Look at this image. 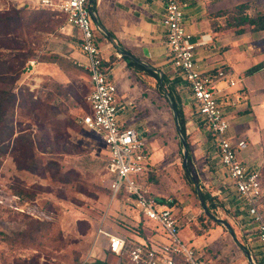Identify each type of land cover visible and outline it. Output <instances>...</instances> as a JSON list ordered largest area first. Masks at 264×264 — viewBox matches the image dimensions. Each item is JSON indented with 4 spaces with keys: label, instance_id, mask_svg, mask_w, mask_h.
I'll return each mask as SVG.
<instances>
[{
    "label": "rangeland",
    "instance_id": "obj_1",
    "mask_svg": "<svg viewBox=\"0 0 264 264\" xmlns=\"http://www.w3.org/2000/svg\"><path fill=\"white\" fill-rule=\"evenodd\" d=\"M241 4H248L247 14L250 16L264 14V0H229L221 12H229ZM11 9L25 11L27 23L42 14V9L31 0H0V12ZM57 13L54 17L57 25L52 31H36L34 26L24 31L33 56L26 64L16 91L21 90V98L39 99L57 107L60 112L57 122L61 126L63 122H68L69 128L65 133L69 135L67 148L71 149L70 152L45 153L41 158L44 163L55 159L60 170L69 172L71 181L62 184L50 173L41 177L19 171L11 157L3 159L0 168V264H82L89 259L107 260L109 264H128L127 259L109 254L107 240L97 237L103 219L106 217L105 226L112 233L131 243L141 240V236H146V239L151 237L152 230L156 228L152 224L142 223L138 211L126 197L119 194L111 202L108 151L96 134L81 125V118L88 113L86 98L90 93V82L76 57L81 51L80 34L68 25L64 15ZM226 20V17H221L223 26ZM216 22L218 24L219 21ZM240 39L245 50L264 57V32L252 36L246 34ZM99 41L100 45L101 42L110 44L101 35ZM109 50L118 55L111 44ZM53 54L62 60L57 63L43 60ZM172 69L166 70V76L171 81L176 76ZM116 76L118 96L127 110L124 119L147 142L148 163L153 171L151 178H146L150 180L149 191L155 196L176 198L179 202L180 239L210 264H249L228 230L218 225L217 221L207 223L203 217L198 195L184 177L182 144L170 108L155 87L156 81L129 70L125 61L118 67ZM248 80L259 86L258 91L264 88V74ZM247 84L245 80L244 85ZM4 87L0 85V88ZM234 95L233 92L231 96ZM243 104L242 100L236 101L237 107H231L229 111L231 133L237 139H243L240 125L249 123L251 126L255 121ZM21 114L22 109L18 108L16 120L31 123ZM187 130L193 175L202 191L216 199L212 216L228 222L239 242L253 253L256 264H260L262 251L254 239V231L242 229L244 223L245 227L246 223L249 224L248 219L243 214H237L236 206L231 201L225 202L223 195H213L219 186L228 187V182L222 172L218 173V158L210 134L201 123ZM262 130L264 132V127ZM259 146V154H263L264 160V137ZM77 180H82L84 191H79ZM7 195L20 199L7 205L5 203L8 201H3ZM243 217L244 223L241 221ZM207 228L212 229L206 231Z\"/></svg>",
    "mask_w": 264,
    "mask_h": 264
},
{
    "label": "built area",
    "instance_id": "obj_2",
    "mask_svg": "<svg viewBox=\"0 0 264 264\" xmlns=\"http://www.w3.org/2000/svg\"><path fill=\"white\" fill-rule=\"evenodd\" d=\"M31 1L39 9L66 15L68 25L79 32L80 49L87 59L86 64L79 65L88 72L93 88L86 98L89 112L81 118V125L96 134L108 151L111 202L124 193L140 218L154 225L159 234L158 239H151L149 243L138 240L128 247L124 238L102 230L101 224L97 237L107 240L109 254L117 258L126 256L128 264H210L178 236L179 208L175 198L160 200L150 196V191L144 186L143 179L152 171L148 163L147 142L124 119L127 110L118 96L115 80L103 70L100 34L91 17L90 0ZM190 1L166 0L162 20L169 65L176 77L182 80V88L188 92L191 104L186 129L201 123L210 134L219 170L228 182V187L224 186L216 195H223L225 202L231 201L236 206L237 214L245 215L249 224L244 226L243 217L242 229L254 231L264 256V163L245 161L242 154L248 150V144L231 134L229 111L242 98L237 93L234 96L225 93L224 86L219 88V83H227V74L222 70L216 74L203 71L197 63L195 51L198 44L184 25ZM230 84L234 86L236 82ZM19 199L18 196L7 195L3 201L10 205Z\"/></svg>",
    "mask_w": 264,
    "mask_h": 264
},
{
    "label": "trees",
    "instance_id": "obj_3",
    "mask_svg": "<svg viewBox=\"0 0 264 264\" xmlns=\"http://www.w3.org/2000/svg\"><path fill=\"white\" fill-rule=\"evenodd\" d=\"M248 7V4H241L229 12H217L215 15L217 18L226 17L227 19L226 24L223 27H219L218 31L232 33L239 38L246 34L252 36L263 33L264 14L258 13L257 15L250 16L247 14ZM46 11L47 10L42 9V14L36 16L33 21H30L29 23L25 20V11L23 10L11 9L6 12H0V85L5 86L4 88H0V168L3 159L8 156L13 159L14 164L19 171H25L41 177H45L47 173H50V175L54 176L59 183L68 184L71 181L69 178V172H63L60 170L59 164L55 159H49L44 163L43 158H41V155H44L45 153L58 154L70 152L71 149L67 148V145H69V142L67 141L69 135L65 133L69 128L68 122H63L62 126L61 123L57 122L56 118L60 114V112L57 111V107L50 106L48 103L39 99L33 101L26 96L21 98V96H23L21 90L18 92L16 91L18 89V82L26 70V64L33 56V50L28 48V42L25 39L24 31L29 26H34L36 31L50 32L57 25V21L54 20V17L58 15V13H48ZM64 16L67 21L66 15ZM101 37L104 38L103 36ZM4 51H7V53ZM43 60L57 63L62 59L60 56L53 54L44 57ZM119 60L127 62L128 69L134 73L139 75L143 74L154 79L156 81L155 87L157 91L162 99L165 100L163 90L159 86L158 75L132 61H128L126 58L111 56L108 62L103 59V70L105 72H110ZM262 69H264V62L248 69L244 73V76L254 75ZM164 86L174 101L182 131L187 138L188 166L186 167L183 161V173L185 179L188 180L197 196L194 183L190 178V174L193 175L191 165L192 152L190 148L189 134L186 129L184 109L177 95L175 84H173L165 74ZM18 108L22 109L21 115L29 118L31 123L25 124L23 121L16 120V112ZM48 148L49 151H47ZM73 148L77 147L74 146ZM152 173L153 171L148 173L143 179L144 186L148 190V181L150 180L147 179L151 178ZM77 181L79 191H84V188L81 185L82 180ZM202 194L210 214L214 215L213 211L216 209V199L211 197L210 193L202 191ZM149 195L157 197L160 200L168 198L155 196L151 192H149ZM122 196H124V193L120 194V197ZM175 202L179 205L176 198ZM203 217L207 223H215L214 219L206 216L204 213ZM141 221L142 223H147L143 217H141ZM211 229L212 228H207L206 231H210ZM102 230L114 234L107 228V226H105V221L102 224ZM158 235L159 234L155 229L152 230L151 237L146 239V236H141V240L149 243L151 239H158ZM124 239L126 240L128 247L133 244L126 238ZM121 258L127 259L126 256ZM82 264H109V262L107 260L89 259Z\"/></svg>",
    "mask_w": 264,
    "mask_h": 264
},
{
    "label": "crops",
    "instance_id": "obj_4",
    "mask_svg": "<svg viewBox=\"0 0 264 264\" xmlns=\"http://www.w3.org/2000/svg\"><path fill=\"white\" fill-rule=\"evenodd\" d=\"M165 2L166 0H98L96 9L101 23L125 50L166 75V70L170 68V65L166 34L162 26ZM228 2L229 0L190 1L185 12L184 25L188 33L191 34L193 41L198 44L195 52L200 68L214 74L219 70L224 71L227 74V83H219V88L224 86L223 91L228 94L233 92L236 94L239 91L237 94L242 98L243 105L248 107L250 112L248 114L255 118L251 126L248 125L249 123L240 125V133L243 136L241 140H248L246 142L248 150L242 154V157L249 163H264L263 154H259L261 152L259 145L262 137H264L262 130L264 127V88L258 91L259 86L256 87L253 82L248 80L263 75L264 69L255 73L254 76L244 77V73L248 69L264 62V57L245 50L241 45V39L234 34L218 31L223 23L220 21L221 18H217L215 15L225 9ZM216 21H219L218 24ZM109 47L110 44L106 45L101 42V56L106 62L111 56L119 57V55L110 52ZM76 55L80 63H87L82 51ZM122 63L123 61L116 63L109 72L114 80L117 78V69ZM172 79L171 81L169 78L176 86L177 95L187 121L191 111L188 92L182 88L180 78L174 76ZM235 80H237L236 85L232 86L230 82ZM245 80L248 82L247 85H244ZM92 89L90 82V93ZM87 107L89 112L88 103ZM195 126L194 124L190 127L194 128ZM221 172L218 171L219 174ZM223 177L225 176L223 175ZM223 188L224 185L219 186L213 194L214 197ZM251 255L253 256V253ZM259 259L260 264H263L264 256H259ZM254 261L256 264L255 258Z\"/></svg>",
    "mask_w": 264,
    "mask_h": 264
},
{
    "label": "water",
    "instance_id": "obj_5",
    "mask_svg": "<svg viewBox=\"0 0 264 264\" xmlns=\"http://www.w3.org/2000/svg\"><path fill=\"white\" fill-rule=\"evenodd\" d=\"M97 1L98 0H90V10H91V17H92L93 23H94L97 31L99 32V34L101 36H103L115 48V50L117 51L120 58H126L128 61H132V62L136 63L137 65L145 68L146 70L152 71L158 75L159 86L163 90L164 98H165V100H166V102L170 108V111L172 113V117H173L174 123H175L176 133L179 137L180 143L182 144V148H183L184 165L187 167L188 166V142H187V138H186L185 134L182 131L180 120H179V115H178V112L176 110L174 101L164 86V73L162 71H160L159 69L155 68L154 66H152L151 64L134 57L133 55H131L127 50H125L119 44V42L110 34V32H108V30L105 28V26L101 23L100 19L98 18L97 9H96ZM190 178L194 183L195 190L197 192L199 201L201 203V206H202L203 211L206 214V216L214 219L215 221H217L218 224L224 226L228 230V232L231 235L235 244L242 250V252L246 256L248 263L249 264H255L253 256L251 255L249 250L241 242H239V240L235 234V231L230 226V224L224 220L217 219L210 214L208 207L205 204L204 197L202 194V188H201L199 182L196 180V178L192 174H190Z\"/></svg>",
    "mask_w": 264,
    "mask_h": 264
}]
</instances>
